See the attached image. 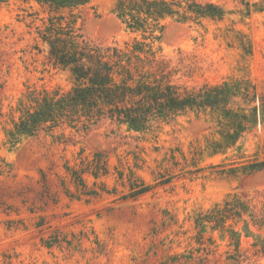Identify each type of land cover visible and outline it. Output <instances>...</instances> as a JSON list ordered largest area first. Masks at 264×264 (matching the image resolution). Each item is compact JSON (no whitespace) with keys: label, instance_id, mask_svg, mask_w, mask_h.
<instances>
[{"label":"rangeland","instance_id":"rangeland-1","mask_svg":"<svg viewBox=\"0 0 264 264\" xmlns=\"http://www.w3.org/2000/svg\"><path fill=\"white\" fill-rule=\"evenodd\" d=\"M40 1L0 0V264H229L227 238L206 229L201 240L196 220L230 194L264 191V169L242 168L264 161V120L217 154L210 144L220 140V127L211 112H188L144 135L104 122L86 132L41 131L14 146L7 130L25 94L73 85L42 39L51 19L63 17L64 27L73 23L84 39L106 46L131 47L144 37L126 29L117 0L58 10ZM196 2L225 15L164 22L154 44L158 58L176 66L181 52L195 67L174 81L195 87L245 79L264 90V0ZM98 154L108 175L95 179L86 171ZM71 171L85 172L97 195H86ZM139 179L151 191L124 199ZM249 254L245 264H264V256Z\"/></svg>","mask_w":264,"mask_h":264},{"label":"trees","instance_id":"trees-1","mask_svg":"<svg viewBox=\"0 0 264 264\" xmlns=\"http://www.w3.org/2000/svg\"><path fill=\"white\" fill-rule=\"evenodd\" d=\"M91 0H43L52 10L80 6ZM122 23L132 33L143 34L141 41L122 48L106 46L84 39L72 24H63V17L50 20L51 26L42 33L49 46L54 65L72 76L69 90H29L18 103V120L7 130L15 146L23 137L39 132L54 133L68 127L88 131L104 122L126 127L128 132L147 134L161 122L194 112L217 115L220 140L210 144L213 153H225L240 140L249 125L264 120V90L245 79H229L218 84L188 87L174 77L181 72L193 74L195 67L180 52V61L158 58L155 51L157 32L163 33L167 19L180 21L211 17L223 19L225 12L215 4L204 7L196 0H117L114 6ZM101 154L95 156L86 173L95 179L108 175ZM244 174L264 169V161L242 167ZM104 169V170H102ZM237 169H232L233 173ZM4 170L0 167V175ZM76 184L86 195L89 192L83 174L71 171ZM131 180V177H130ZM137 181L140 184H137ZM167 182H163L166 184ZM151 187L140 179L132 180L131 193L124 199H136ZM86 191V192H85ZM258 197V198H257ZM257 197L230 194L206 212L198 215L196 224L201 240L206 229L219 232L228 240L225 252L229 264H245L253 256H264V191ZM208 242L215 244L213 238ZM248 247L245 249L243 245Z\"/></svg>","mask_w":264,"mask_h":264}]
</instances>
